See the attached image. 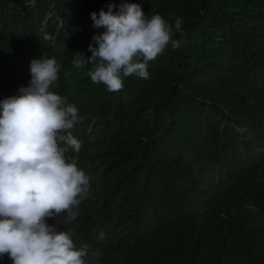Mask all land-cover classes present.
<instances>
[{
  "label": "trees",
  "instance_id": "16d2710c",
  "mask_svg": "<svg viewBox=\"0 0 264 264\" xmlns=\"http://www.w3.org/2000/svg\"><path fill=\"white\" fill-rule=\"evenodd\" d=\"M121 2L0 0V32L40 38L79 110L89 264H264V0H127L182 18L180 47L109 92L70 56L89 48L87 13Z\"/></svg>",
  "mask_w": 264,
  "mask_h": 264
},
{
  "label": "clouds",
  "instance_id": "9594fccd",
  "mask_svg": "<svg viewBox=\"0 0 264 264\" xmlns=\"http://www.w3.org/2000/svg\"><path fill=\"white\" fill-rule=\"evenodd\" d=\"M47 21L56 25L44 37L53 45L62 21L53 14ZM183 23L149 18L127 0L110 3L98 15L87 13L89 48L81 45L76 57L71 51L70 61L78 69L92 65L93 83L121 91L127 77L147 79L149 62L169 45L180 47L173 28L181 32ZM7 35L0 32V93L8 90L0 94V264H89L91 239L77 228L79 209L92 195V177L79 165V110L40 38L18 42Z\"/></svg>",
  "mask_w": 264,
  "mask_h": 264
},
{
  "label": "rangeland",
  "instance_id": "374dc122",
  "mask_svg": "<svg viewBox=\"0 0 264 264\" xmlns=\"http://www.w3.org/2000/svg\"><path fill=\"white\" fill-rule=\"evenodd\" d=\"M50 15H48V17H49ZM56 21V19L54 18V20H53V22H55Z\"/></svg>",
  "mask_w": 264,
  "mask_h": 264
}]
</instances>
